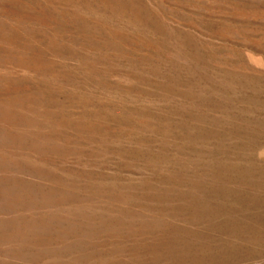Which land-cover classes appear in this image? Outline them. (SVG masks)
I'll use <instances>...</instances> for the list:
<instances>
[{
    "label": "rangeland",
    "instance_id": "rangeland-1",
    "mask_svg": "<svg viewBox=\"0 0 264 264\" xmlns=\"http://www.w3.org/2000/svg\"><path fill=\"white\" fill-rule=\"evenodd\" d=\"M0 264H264V0H0Z\"/></svg>",
    "mask_w": 264,
    "mask_h": 264
}]
</instances>
